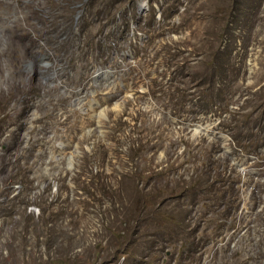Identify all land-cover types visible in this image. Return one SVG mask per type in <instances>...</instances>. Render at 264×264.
Returning a JSON list of instances; mask_svg holds the SVG:
<instances>
[{"label":"rangeland","instance_id":"1","mask_svg":"<svg viewBox=\"0 0 264 264\" xmlns=\"http://www.w3.org/2000/svg\"><path fill=\"white\" fill-rule=\"evenodd\" d=\"M0 264H264V0H0Z\"/></svg>","mask_w":264,"mask_h":264},{"label":"trees","instance_id":"2","mask_svg":"<svg viewBox=\"0 0 264 264\" xmlns=\"http://www.w3.org/2000/svg\"><path fill=\"white\" fill-rule=\"evenodd\" d=\"M208 62H210V65L212 66V75L215 73V71H216V75L215 76H219V73H218V70H217V68L219 67V68H221L220 66H216L215 65V59L214 58H212V59H209L208 60ZM244 121H249L248 120V116H245L244 118ZM233 138L234 139H238V138H240V133L238 134V133H235V134H233ZM259 140L257 139V141H255V142H258ZM245 152H247V150H245V149H243Z\"/></svg>","mask_w":264,"mask_h":264}]
</instances>
